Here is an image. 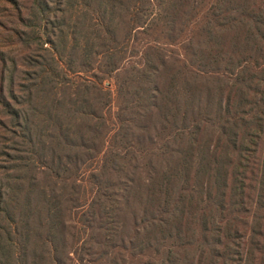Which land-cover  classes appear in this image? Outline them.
Masks as SVG:
<instances>
[{"label": "trees", "instance_id": "trees-1", "mask_svg": "<svg viewBox=\"0 0 264 264\" xmlns=\"http://www.w3.org/2000/svg\"><path fill=\"white\" fill-rule=\"evenodd\" d=\"M0 264H264V0H0Z\"/></svg>", "mask_w": 264, "mask_h": 264}, {"label": "rangeland", "instance_id": "rangeland-1", "mask_svg": "<svg viewBox=\"0 0 264 264\" xmlns=\"http://www.w3.org/2000/svg\"><path fill=\"white\" fill-rule=\"evenodd\" d=\"M31 34V33H30ZM31 36H38L37 35V33H35V34H31ZM44 48H49V45H46V46H44ZM31 55H34V54H32V53H30ZM37 53H35V55L34 56H36V59L38 60V62L39 63H41V62H44V58H40V56L41 57H44V56H46V53L43 51V50H39V54L38 55H40L39 57L36 55Z\"/></svg>", "mask_w": 264, "mask_h": 264}]
</instances>
